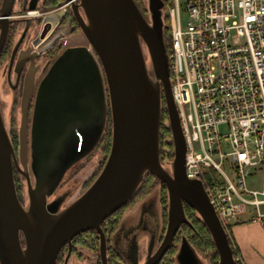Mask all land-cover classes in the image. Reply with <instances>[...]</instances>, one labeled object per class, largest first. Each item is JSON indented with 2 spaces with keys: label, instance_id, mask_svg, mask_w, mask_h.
I'll use <instances>...</instances> for the list:
<instances>
[{
  "label": "water",
  "instance_id": "1",
  "mask_svg": "<svg viewBox=\"0 0 264 264\" xmlns=\"http://www.w3.org/2000/svg\"><path fill=\"white\" fill-rule=\"evenodd\" d=\"M13 1L6 0L0 13V51ZM66 1L87 45L64 48L38 88L35 71H29L17 149L0 107V264H57L62 247L88 230L100 234L102 264H107L101 225L132 199L147 174L166 186L168 209L163 239L143 264H158L181 224L188 223L184 203L210 232L218 264H237L229 233L204 186L186 175L187 147L164 37V0H147L149 16L135 0ZM163 102L174 150L171 171L160 154ZM109 115L111 146L98 176L69 205L50 201L70 166L72 143L96 119ZM16 173L26 180L27 205L19 197ZM181 246L193 249L185 239Z\"/></svg>",
  "mask_w": 264,
  "mask_h": 264
},
{
  "label": "built area",
  "instance_id": "2",
  "mask_svg": "<svg viewBox=\"0 0 264 264\" xmlns=\"http://www.w3.org/2000/svg\"><path fill=\"white\" fill-rule=\"evenodd\" d=\"M185 171L222 225L264 224V0H165Z\"/></svg>",
  "mask_w": 264,
  "mask_h": 264
},
{
  "label": "rangeland",
  "instance_id": "3",
  "mask_svg": "<svg viewBox=\"0 0 264 264\" xmlns=\"http://www.w3.org/2000/svg\"><path fill=\"white\" fill-rule=\"evenodd\" d=\"M141 2L142 7L147 8V0H141ZM163 14L166 17V7L163 8ZM146 16H149V13ZM68 40L69 45H87V41L81 31L79 34L70 36ZM12 76L13 81H15V74L13 73ZM14 95L15 90L11 86L9 69L7 63H5L0 68V107L6 128L17 149L19 145L20 107L18 104H13ZM164 124L167 125L168 122L166 121ZM111 128L110 116H108V120L106 117L98 118L72 143L73 153L69 159L70 166L49 197L50 201L59 200L62 204L61 207H65L76 200L91 185L102 170L109 154V152L106 153L105 146L108 138H111ZM173 158L161 159L164 167L169 171L172 170L171 163ZM16 178L19 197L27 205L26 180L18 173ZM91 180L92 182L86 186V182ZM32 183L34 184L33 176ZM160 185L161 182L155 180L145 197L125 209L120 225L113 235L112 245L123 259L128 262L138 264L139 256L144 255L146 251L148 253L153 251L158 244L163 227ZM83 250L87 251V249ZM208 255V252H195L193 249L190 250V248L185 251L180 246L175 257L176 260L174 259L172 264H212ZM86 256L88 257V255ZM72 259H70L68 264H91L89 257L79 261Z\"/></svg>",
  "mask_w": 264,
  "mask_h": 264
},
{
  "label": "flooded vegetation",
  "instance_id": "4",
  "mask_svg": "<svg viewBox=\"0 0 264 264\" xmlns=\"http://www.w3.org/2000/svg\"><path fill=\"white\" fill-rule=\"evenodd\" d=\"M5 2L6 0H0V13L5 6ZM10 19L7 35L0 51V68L7 63L11 86L15 90L13 104H18L21 107L23 88L29 71H35L34 87L38 88L41 80L47 74L61 51L69 46H77L69 45L68 38L79 34L80 29L77 26L78 24L72 13L70 3L66 0H14L11 7ZM13 73L15 74V81H13ZM34 96L31 104L34 102ZM164 121L168 122V118ZM16 176L17 173L15 174V178ZM129 206L131 205H127L125 209ZM122 216L123 214L120 216V219H116L118 220L117 225L114 227L112 224L110 225L112 229L110 227L111 231L109 232L107 230L109 222H106L105 225L102 223L101 225L106 240L107 264H134L123 259L112 245L113 235L120 225ZM166 226L165 229L162 227L158 244L154 250H156L162 241ZM177 233L172 246H178V253L183 239L177 241ZM83 249H87V251L85 252ZM86 255H88L91 264H102L100 234L96 230H88L75 236L70 246L69 244H65L62 247L58 260L61 261L60 264H68L71 258L74 261H79L87 259ZM148 256L147 251L144 255L139 256L138 264H143ZM164 256L158 264L162 262ZM175 257L174 259L176 260Z\"/></svg>",
  "mask_w": 264,
  "mask_h": 264
},
{
  "label": "trees",
  "instance_id": "5",
  "mask_svg": "<svg viewBox=\"0 0 264 264\" xmlns=\"http://www.w3.org/2000/svg\"><path fill=\"white\" fill-rule=\"evenodd\" d=\"M135 2L139 6V8L142 10V12L146 15L147 9L142 7L141 0H135ZM165 23H166L167 27L164 30V37H165L166 47L168 49L169 42H170V28H169V19L167 16L165 17ZM78 28H79V26H78ZM167 37H168V39H167ZM167 118H168V114H167V110L165 107V103L163 102L161 128H160V154H161V159H164V158L170 159V158H173V156H174L173 144L171 141L172 140L171 139L172 138L171 131H170V128L168 127V124L167 125L164 124L165 123L164 120ZM110 141H111V138L109 137L107 142H106V146H105L106 153L109 152ZM92 180L86 182V186H88L92 182ZM155 180H158V179L151 174H147L144 177L143 181L141 182L137 192L132 197V199L126 205H124V207L120 208L112 216L108 217L103 222L104 225L106 222H109V224L107 223L108 224V229H107L108 232L111 231V229H112V227L110 226L111 224L113 227L115 225H117L118 220H116V219H120V216L124 213L123 211L127 205H131V206L134 205L141 198L145 197V195H147L149 193V191H150L151 187L153 186ZM160 189H161L160 200H161V205H162V219H163L162 221H163V229H165L166 221H167L168 193H167L166 186L163 183H161ZM184 208H185V214H186L188 223L182 224V226L180 227V229L177 233L176 240L179 241L181 239H185L188 242V244L196 252H204V253L208 252L209 253L208 256L210 257L212 264H218L219 255L217 253L213 239H212L211 234L208 231L207 227L203 223V221L200 218V216L198 215V213L191 206L184 203ZM110 227H111V229H110ZM88 244H90L92 246V244L90 242H88ZM230 244H231L232 249H233L234 257L237 259V264H241L237 258V252L234 248V245H233L231 239H230ZM177 250H178V246H176V245H173L172 247H170V249L168 250V252L164 256V258L160 264H172L174 261V257L177 253ZM60 263H61V261L58 260L57 264H60Z\"/></svg>",
  "mask_w": 264,
  "mask_h": 264
},
{
  "label": "crops",
  "instance_id": "6",
  "mask_svg": "<svg viewBox=\"0 0 264 264\" xmlns=\"http://www.w3.org/2000/svg\"><path fill=\"white\" fill-rule=\"evenodd\" d=\"M231 225L229 236L241 264H264V224L244 220Z\"/></svg>",
  "mask_w": 264,
  "mask_h": 264
}]
</instances>
